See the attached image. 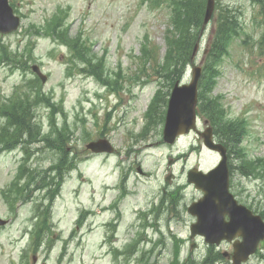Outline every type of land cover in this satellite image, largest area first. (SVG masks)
Instances as JSON below:
<instances>
[{"label": "rangeland", "instance_id": "374dc122", "mask_svg": "<svg viewBox=\"0 0 264 264\" xmlns=\"http://www.w3.org/2000/svg\"><path fill=\"white\" fill-rule=\"evenodd\" d=\"M15 2L19 13L22 14L21 25L13 33L0 35V44L7 45L10 51L15 52L18 60L31 66L39 64L47 74L48 78L42 89L46 93L49 92L51 101L64 110V113H61L57 108L56 125L61 127L65 122L68 125L70 141L67 151L69 159H75L76 168L71 172L66 170L67 173L59 187L51 186L40 190L33 189L34 185H31L30 189L35 192L33 200L17 205L16 212L10 210L0 193V216L11 220L5 228L0 229V264H133V258L127 259L121 254L113 257L110 250L111 243L107 239L103 221L112 216V211L92 215L86 225L76 229L79 212L86 207L97 211L112 199L117 200L118 196H115L118 190L115 192L113 188L115 186L119 189L120 179L131 162L135 163L132 169H129L126 180L129 193L120 203L123 218L127 219L132 205L145 207L149 200L159 193L160 186L165 182L166 170L168 172L169 169V156L189 154L172 166L177 176L175 183L185 185L188 169L199 167L208 170L218 162V156L204 146L191 152L192 146L198 147L194 132L182 135L177 142L169 146L162 140L163 124L157 123L150 128L147 139L136 141L133 138L145 123V111L151 106L155 93L164 90L162 92L163 98L166 97V106V92L172 89L171 78L167 77L170 72H152L151 67L147 68V72H138L140 63L137 58L142 53V42L148 35L150 47L155 45L158 48L159 59L156 57L154 65L158 67L157 62L163 61L166 37L174 32L171 10L166 4H154L149 7L142 0ZM60 7L70 8L67 20L71 35L81 34L89 40L99 57L105 56L111 80H118V83H112L114 90L103 86L93 75L88 77L77 69H73L69 74L66 71L67 65L74 67L79 63L77 59H72L70 49L52 37L34 34L31 24L43 23ZM227 9L236 13L242 27L241 35L230 42L229 54L224 56L220 64L221 74L211 96L223 95L220 103L224 108V117L247 120L248 134L242 146L250 157L264 158V53L259 47L260 44H256L261 31L264 33V0H215L213 17L202 31L194 63L204 65L208 41L220 20V15ZM12 66L13 63L0 61V102L3 97L12 96L16 85L23 86L25 80L35 77L31 69L25 72L22 66ZM190 68L191 66L186 69L182 78L185 82L191 79ZM117 71H120V76L116 75ZM181 74L184 75L183 72ZM178 76L174 77L175 81ZM32 111L35 123L40 126L42 132L50 131L49 109L45 103L33 105ZM4 121L0 117V124ZM102 133L118 147L117 154L91 153L86 149V144L100 137ZM28 148L32 154L36 153L31 164L41 173L60 158V154L57 156L43 142H36ZM37 149L41 151L36 152ZM6 151L8 152L3 151L0 154V189L9 184L21 162V159H11H14L15 156L12 155L18 152L14 153L13 149ZM258 162L260 167L264 166V160ZM137 165H141L145 171H151V175H137ZM235 181L239 195L246 202L256 208L264 207L262 169L258 168L256 175L249 178L238 175ZM43 194L46 203L51 206L50 231L45 235L44 242L33 251L27 248L32 238L31 230L35 227L33 216ZM199 195L192 185L187 184L186 204H190ZM194 219L185 210L178 220H171L168 224L167 220L162 221L161 229L166 234L165 247L162 244L156 245L154 255L150 257L151 262L169 264L173 244L171 232L185 239L183 257L192 253L201 259L206 253V244L197 240V247L191 249L192 240L188 241L189 226ZM26 224L28 225L25 226ZM127 228L128 222L123 231L113 238L114 245L123 247L133 238L132 230L126 231ZM150 233L155 239V231L149 229ZM26 249L28 257L22 261L21 256ZM218 249L221 252L233 251L228 243L221 244ZM259 249L260 252L253 255L246 264H264V244L260 245ZM215 264L232 263L228 259Z\"/></svg>", "mask_w": 264, "mask_h": 264}, {"label": "trees", "instance_id": "16d2710c", "mask_svg": "<svg viewBox=\"0 0 264 264\" xmlns=\"http://www.w3.org/2000/svg\"><path fill=\"white\" fill-rule=\"evenodd\" d=\"M149 1L158 3L164 1L168 2L174 11L172 17L174 20L175 32L169 39H167L166 52L163 56V61L157 62L158 67L154 65L157 61L156 57L158 58V48L155 45L150 47V41L144 44V54L138 56L140 63L138 69L139 72L146 71V65L149 62L151 69H153L152 72H170L167 77L171 78L170 86L172 87L174 77L180 75L190 62L191 54L203 28L207 0ZM62 13L66 14L67 10L64 9ZM63 14H54L49 20H47V23L42 25L44 33L52 36L58 40V42L71 49L73 60L75 61V59H77L79 61V63L74 66V69L81 72H87L88 74L95 76V78L103 84H106L110 89H114L112 83H118V80H111L110 73L106 67L105 56L99 57L98 54H96L97 52L93 50V46L89 40L81 34L72 36L70 31L71 27L67 21L68 18ZM235 14L236 13L232 9H227L220 15V20L215 27L208 45L206 65L204 67V72L206 73L200 82L199 93V111L205 113L213 122L219 140L229 147L237 146L241 141L242 136L245 133L246 120H234L224 117V108H222L219 100L211 96V91L214 89V75L219 72L218 65L223 56L228 52L227 48L229 43L235 35L239 34L241 29L239 19ZM34 27L35 29H41L40 25L37 26V24H35ZM1 56L2 58L14 59L21 63L16 59V54H10L7 50H5ZM94 60H97V62H94ZM152 61L153 63L151 64ZM116 75L120 76V71H117ZM30 87L34 88V91L25 92L23 97H18L15 100H11L9 103H3L0 106V117L7 121L6 124H0V152L13 145L15 146L20 141L24 143H34L36 140L44 142L48 147L57 150L60 154L59 161L52 164L48 171H54V174L50 173L48 176H45L47 186L56 185L59 187L66 169L74 165V161L69 159V152L67 151L70 141L68 140L69 128L66 122L63 123L61 127L56 125V104L52 103L50 96L42 91L41 84L38 81L32 82ZM163 92L159 91L149 110L150 121L153 124L164 121L166 97L163 98ZM166 94H169V90ZM40 102H46L51 107V129L45 134L42 133L40 126L36 125L33 121L31 109V106ZM241 149L243 148L241 147ZM238 154L240 156V168L242 170L246 169L245 171H242L238 167L241 172L246 174V171L252 169L256 170L260 167L259 163L249 165L245 151H240ZM262 168L264 169V166ZM20 177H22V173H20ZM13 185H15L14 189L16 190L17 187L20 188L17 181H15ZM57 189L58 188H56L55 191H57ZM21 190L23 193L22 195L25 196L27 191L23 189ZM260 212L264 217V210ZM177 253L178 251H176V255ZM218 257H221L220 254H218ZM144 264L147 263L145 262ZM190 264H193V262Z\"/></svg>", "mask_w": 264, "mask_h": 264}, {"label": "water", "instance_id": "95a60500", "mask_svg": "<svg viewBox=\"0 0 264 264\" xmlns=\"http://www.w3.org/2000/svg\"><path fill=\"white\" fill-rule=\"evenodd\" d=\"M214 3L215 0H208L205 23L213 13ZM18 25L19 17L14 15L8 0H0V31L8 32L16 29ZM34 70L45 81L46 77L41 74L39 67L34 66ZM200 75L201 68L196 67L190 84L179 85L177 82L173 88L164 128V139L169 143H173L181 133L195 128L197 85ZM205 144L219 150L223 159L208 173L196 168L189 171V181L205 192L203 198L189 207V212L197 217V221L191 225V237L201 234L207 242L219 244L223 239L231 241L237 234L241 235L243 240L234 243L232 255L233 264H241L255 252L259 241L264 239V221L260 215L253 214L247 207L238 204L230 192L224 147L212 143L210 138L205 140ZM88 147L94 151L112 150L105 141L92 142ZM226 215L229 219H226ZM2 223L0 220V224Z\"/></svg>", "mask_w": 264, "mask_h": 264}, {"label": "flooded vegetation", "instance_id": "af4514ba", "mask_svg": "<svg viewBox=\"0 0 264 264\" xmlns=\"http://www.w3.org/2000/svg\"><path fill=\"white\" fill-rule=\"evenodd\" d=\"M205 120V119H204ZM167 187H162L161 188V193H165L166 191H167V189H166ZM165 204H167V202H163V201H160V202H151L150 204H149V208H150V210H149V213H150V215H153V214H156L159 218H163V216H164V214L168 211V210H164L165 209ZM155 205H158V208L156 209V211H155V209H154V206ZM169 206L170 207H172V208H174V206H175V203H170L169 204ZM182 206H184V204H183V201L182 200H179V202H178V204L176 205V209H175V211L174 212H171V214L172 215H176L177 214V212H179V210H181V208H182ZM162 210V211H161ZM173 217V216H172ZM179 217V216H178ZM162 220H164V219H162ZM161 220V221H162Z\"/></svg>", "mask_w": 264, "mask_h": 264}]
</instances>
